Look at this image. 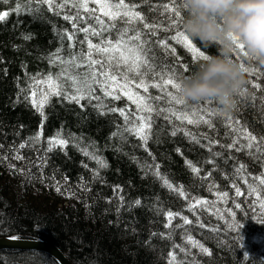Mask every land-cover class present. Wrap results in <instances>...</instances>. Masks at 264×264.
<instances>
[{
  "label": "trees",
  "instance_id": "obj_1",
  "mask_svg": "<svg viewBox=\"0 0 264 264\" xmlns=\"http://www.w3.org/2000/svg\"><path fill=\"white\" fill-rule=\"evenodd\" d=\"M18 2L22 10L13 11ZM170 2L126 0L139 5L136 10L145 23L163 24L155 35L142 37L152 41L148 47L156 72L175 67L182 80L203 60H193V53L171 40L175 30H164L168 14L161 15L163 9L155 11L153 6ZM0 12H9L0 21V236L49 240L74 264H169V253L175 255L177 264H264V224L257 222L264 220V185L254 179L264 177V157L257 158L260 154L254 150L226 147L240 137L241 128L264 136V91L248 84L247 96L237 94L238 103L229 115L238 124L230 125L223 116L205 117L211 126L190 124L168 113L165 119L153 112L146 144L130 130L135 120L127 123L119 112L108 111L123 108L126 114L137 113L136 104L122 92L118 93L121 99L115 100L97 88L99 100L82 99L80 104L51 95L42 115L33 106L31 93L36 92L39 102L40 90L47 91L48 86H33L32 78L52 75L55 79L61 67L50 58L57 49L67 60L70 53L87 47L80 43L85 34L64 19V15H75V9L56 14L44 6L36 13L29 12L23 0H0ZM81 16L77 27L97 26L82 10ZM134 26L148 32L139 23ZM124 27L123 21L116 22V29ZM116 29L111 30L113 37ZM66 33H74L71 41L62 39ZM90 39L98 43L100 38ZM192 40L207 55L218 54L217 46L205 47ZM158 41H165L167 48L158 46ZM237 56H242L239 50L233 59L240 62ZM243 60L264 73V65L248 57ZM180 65L188 66V74ZM248 80L264 89V75L248 74ZM146 82L152 83L147 78ZM57 83L68 91L63 80ZM128 91L146 97L161 95L153 87L147 93L134 87ZM150 103L167 106L164 101ZM202 106L218 111L215 100ZM174 129H178L176 135H171ZM41 131L39 140H34ZM53 138L68 143L52 145ZM244 143L241 137L240 145ZM240 165L244 170L237 175ZM224 193L227 196L221 199ZM197 200L207 204L190 210L189 205ZM168 213L173 214L170 224ZM183 218L190 223L185 224ZM229 224L240 227L230 229ZM188 237L208 251L193 246ZM0 264L58 263L42 251L0 249Z\"/></svg>",
  "mask_w": 264,
  "mask_h": 264
},
{
  "label": "snow or ice",
  "instance_id": "obj_2",
  "mask_svg": "<svg viewBox=\"0 0 264 264\" xmlns=\"http://www.w3.org/2000/svg\"><path fill=\"white\" fill-rule=\"evenodd\" d=\"M4 2L7 3V0H4ZM23 2L29 12L36 13H39L44 6H46L48 11L55 10L56 14H60L64 9H75V15H64V19L72 21V27L75 28L76 31L85 34L84 39L80 41V43L82 45H87L86 49L78 54L70 53L67 60L61 57L59 49H57L56 53L52 54L50 62L59 64L61 67V71L56 74L55 79L52 75H48L43 79L38 77L32 78L33 86H48L47 91L43 88L40 90L41 99L39 102L35 99L36 92L33 91L31 93L33 97L32 104L42 115L43 105L51 95L63 96L64 99L80 104L82 99L99 100L100 98L95 95L97 88H99L106 97L119 100L121 99V95L118 93L122 92L130 101L136 104L137 113L126 114V110L123 108H110L108 111L119 112L127 123H132V121L135 120L136 123L133 124L130 130L139 136L145 144L151 131L150 114L153 112H156L157 115H164L165 119H169V116L165 115L168 113L176 119L182 121L187 120L190 124L203 122L210 125V119L205 118L210 116H223L230 125L239 123V121H233L229 113H221L202 106L214 100L212 98H206L199 103L189 105L184 97L180 95L179 87L181 79L178 77L175 67L161 68L159 73L156 72V68L152 63L153 57L150 54L151 50L148 47L152 41L143 39L142 37L146 35H155V32L159 30L160 27H163V24L150 25L145 23V17L136 10L139 5H130L126 3V0H60L59 3H57V0H23ZM90 4L93 6L90 7ZM33 5L34 7H32ZM160 8L163 9L161 15L168 14L165 18L168 27L164 30H175V35L171 36V40H175L178 44L183 45L189 52L193 53V60L202 59L205 61L209 59L210 56L207 55L204 50L197 47L185 30H180L183 25V15L181 11V9L184 10L183 0H171L170 3L153 6V10L155 11H159ZM21 10V5L18 2L13 11L19 12ZM81 10L85 17L94 19L97 26L94 27L92 24L88 23L85 27H77L76 21L84 18L81 16ZM8 15L9 12H0V21L5 20ZM117 21H123L125 27L116 29ZM136 23L141 24L142 28L147 29L148 32L144 33L141 29L135 27L134 25ZM112 29H116L117 34L114 37L111 35ZM105 33H108V35L105 36ZM73 35L74 33H66L62 39L66 37L71 41ZM90 37H99V42L93 43ZM25 39H30V36H26ZM233 40L235 41L236 49L242 53V56H237L241 67L244 68L250 76L253 74L264 75L258 68L254 69L246 66L243 57H247L248 53L244 49V44L240 42L238 37L233 36ZM157 44L158 46L167 48L165 41H158ZM69 47H74V45H69ZM172 51L174 52L175 49H172ZM234 53H237V51ZM178 67H180L185 74H188L187 65H180ZM146 78L151 80L152 83L148 84ZM60 80L68 84V91L64 90L63 83H57V81ZM248 84H251L256 89L264 91V89H261L259 83L248 80L245 86ZM169 86L172 91H169ZM133 87L137 89L142 88L145 93L148 92L149 87H153L159 89L161 95L146 97L138 94H130L128 90ZM72 90H74V92ZM237 94L240 96H247L246 87L239 90ZM251 99L255 101L256 97L253 95ZM150 101H155L157 103L164 101L167 106L163 108L153 107ZM262 102H264V98H262ZM176 106L180 107L177 108ZM81 107H83V105H81ZM99 107L103 108L104 106L101 104ZM177 130L178 129H174L171 135H176ZM239 131L240 137L234 139L233 142L226 145V147L233 148L236 151H243L245 149L254 150L255 153L260 154L257 158L264 157V136L257 137L243 128ZM118 134V132L113 133L114 136ZM41 135L42 131L38 132L33 139L38 141ZM241 137L245 141L243 145H240ZM49 143L52 145L58 144L63 147L66 146L68 142L64 139L53 138ZM21 147H24V145H21ZM83 151L85 155H90L87 150ZM249 154H253L252 151H250ZM92 158L98 159L95 155H93ZM16 159H22V157L17 156ZM100 163L102 166H105L103 165V161H100ZM158 167V165L154 166L157 175H159ZM192 170L193 172L199 173L198 168L192 167ZM243 170L244 166L240 165L237 168V175L243 172ZM254 179H258L259 183L264 185V177H255ZM245 182L247 183L246 178ZM164 183L172 188V185L169 184L166 179ZM57 191H59V188H57ZM179 191L180 194L183 195V190L179 189ZM252 191L254 192L255 189H252ZM236 195H241L238 188L236 189ZM226 196L227 193H224L220 198L223 199ZM136 203L139 204V201ZM196 204L204 206L207 204V201H195L194 204L189 205L190 210L194 209ZM236 207H240V205L238 204ZM261 207L264 208V203H262ZM168 216L170 218V224L173 214L168 213ZM183 219L185 224L190 223L187 218ZM257 222L264 224V220H258ZM239 227V225L229 224L230 229ZM188 240L193 246L199 247L201 251H208L203 248L202 245L192 240L191 237H188ZM181 251H183V249H181ZM169 264H177L176 257L173 253H169Z\"/></svg>",
  "mask_w": 264,
  "mask_h": 264
},
{
  "label": "clouds",
  "instance_id": "obj_3",
  "mask_svg": "<svg viewBox=\"0 0 264 264\" xmlns=\"http://www.w3.org/2000/svg\"><path fill=\"white\" fill-rule=\"evenodd\" d=\"M183 29L205 47L217 46L218 54L185 76L179 92L187 103L215 100L221 113L238 103L248 73L233 59V36L244 44L250 60L264 65V0H183Z\"/></svg>",
  "mask_w": 264,
  "mask_h": 264
},
{
  "label": "water",
  "instance_id": "obj_4",
  "mask_svg": "<svg viewBox=\"0 0 264 264\" xmlns=\"http://www.w3.org/2000/svg\"><path fill=\"white\" fill-rule=\"evenodd\" d=\"M0 249L42 251L58 264H74L56 244L46 239L0 236Z\"/></svg>",
  "mask_w": 264,
  "mask_h": 264
}]
</instances>
